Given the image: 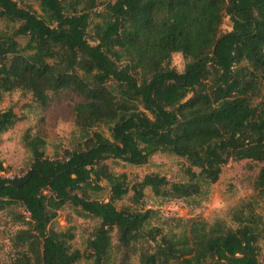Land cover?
Returning a JSON list of instances; mask_svg holds the SVG:
<instances>
[{
	"label": "trees",
	"instance_id": "16d2710c",
	"mask_svg": "<svg viewBox=\"0 0 264 264\" xmlns=\"http://www.w3.org/2000/svg\"><path fill=\"white\" fill-rule=\"evenodd\" d=\"M34 1L40 13L23 0H0L9 23L0 29V101L25 90L45 109L51 93L74 92L82 98L73 107L80 141L49 158L45 139L26 133L29 169L0 175V213H30L15 214L26 226L12 237L14 264H77L72 231L54 226L66 204L100 219L87 243L96 264L113 231L123 262L137 250L140 264H259L255 201L236 210V227L178 219L181 231L172 232L147 227L150 209H119L114 200L132 191L139 204L146 187L161 197L198 195L231 159L262 163L254 191L264 198V0H112L99 12L100 0ZM94 14L100 20L92 24ZM226 16L232 28L222 32ZM174 53L187 60L182 72L171 66ZM17 121L12 108L0 110V133ZM159 151L188 162L186 181L149 173L130 185L105 162L144 165ZM101 181L108 200L91 197Z\"/></svg>",
	"mask_w": 264,
	"mask_h": 264
},
{
	"label": "rangeland",
	"instance_id": "374dc122",
	"mask_svg": "<svg viewBox=\"0 0 264 264\" xmlns=\"http://www.w3.org/2000/svg\"><path fill=\"white\" fill-rule=\"evenodd\" d=\"M112 0H100L97 12L101 11L104 3ZM33 6L40 13L34 0H23ZM100 18L95 14L92 16V24L99 22ZM5 20L0 19V29L8 27ZM11 25V23H10ZM232 22L228 16L224 18L221 30H231ZM19 42L24 44L25 37H19ZM187 60L181 53H174L171 66L178 72L184 70ZM48 106L43 109L32 100L30 92L15 90L5 93L0 101V110L12 108L18 117V121L7 131L0 133V162L4 170L0 175L5 177H16L24 175L29 169L31 154L25 145L23 136L39 135L45 139V155L49 158L60 157L66 150H71L80 141V132L75 125L73 107L82 98L69 90L51 93ZM99 129L105 136L109 137L108 129L101 125ZM109 170L114 175L125 174L132 185L140 180L145 174L157 173L165 176L169 182H184L187 180L185 173L188 162L169 152H156L144 165H133L120 159L109 158L105 161ZM262 163L250 159L229 160L222 167L216 182L203 185L198 195L188 198H168L157 196L150 187L144 189V197L139 204H134L129 191L122 199L114 200L117 208H129L130 210H151V217L147 227L159 226L164 231L180 232L181 226L178 219H199L209 225L219 220L229 227H236L233 215L243 204L255 201L256 212L261 216L263 225L258 241L259 264H264V198L255 197L254 182ZM196 171L198 169L194 168ZM103 189L92 192L91 197L108 200L110 197L109 187L105 181H101ZM257 201V202H256ZM257 203V204H256ZM24 208L14 207L11 210L0 213V264H14V256L18 249L15 248L12 237L26 225L15 219L19 212L24 220L29 217L24 214ZM100 224V219L81 214L79 208L70 204L64 205L57 213L54 226L58 230H71L73 239L72 249L81 252L82 257L77 264H96L95 257L90 255L87 249L88 240ZM112 246L105 260L101 264H140L139 252L135 250L126 262H123L122 251L117 245L115 232H112Z\"/></svg>",
	"mask_w": 264,
	"mask_h": 264
},
{
	"label": "built area",
	"instance_id": "2783aa9c",
	"mask_svg": "<svg viewBox=\"0 0 264 264\" xmlns=\"http://www.w3.org/2000/svg\"><path fill=\"white\" fill-rule=\"evenodd\" d=\"M24 214H26L28 217H29V215H30V213H29V211L28 210H24Z\"/></svg>",
	"mask_w": 264,
	"mask_h": 264
}]
</instances>
